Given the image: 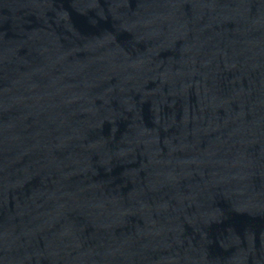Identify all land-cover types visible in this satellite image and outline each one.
Listing matches in <instances>:
<instances>
[{"label": "water", "instance_id": "water-1", "mask_svg": "<svg viewBox=\"0 0 264 264\" xmlns=\"http://www.w3.org/2000/svg\"><path fill=\"white\" fill-rule=\"evenodd\" d=\"M0 264H264V0H0Z\"/></svg>", "mask_w": 264, "mask_h": 264}]
</instances>
